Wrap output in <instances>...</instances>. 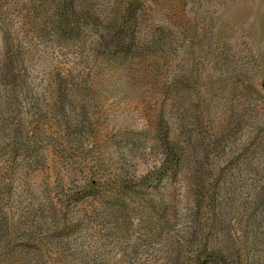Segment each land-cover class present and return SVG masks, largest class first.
Wrapping results in <instances>:
<instances>
[{
    "label": "rangeland",
    "instance_id": "1",
    "mask_svg": "<svg viewBox=\"0 0 264 264\" xmlns=\"http://www.w3.org/2000/svg\"><path fill=\"white\" fill-rule=\"evenodd\" d=\"M60 1L0 0V264H264V0Z\"/></svg>",
    "mask_w": 264,
    "mask_h": 264
},
{
    "label": "trees",
    "instance_id": "2",
    "mask_svg": "<svg viewBox=\"0 0 264 264\" xmlns=\"http://www.w3.org/2000/svg\"><path fill=\"white\" fill-rule=\"evenodd\" d=\"M72 4H73V1L71 0H61L58 3V7L61 8V10L59 11V17H61V19L65 17L64 19L65 20L64 22H66L65 24H71L72 19H69V18H71L72 17L71 15H74L75 13ZM114 36H115L114 39H116L117 41H119L122 38L121 33L116 34Z\"/></svg>",
    "mask_w": 264,
    "mask_h": 264
}]
</instances>
